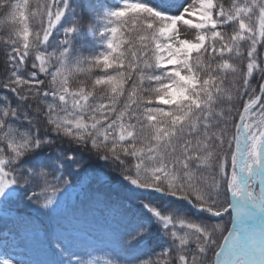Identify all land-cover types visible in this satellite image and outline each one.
Wrapping results in <instances>:
<instances>
[{
  "label": "snow or ice",
  "instance_id": "obj_1",
  "mask_svg": "<svg viewBox=\"0 0 264 264\" xmlns=\"http://www.w3.org/2000/svg\"><path fill=\"white\" fill-rule=\"evenodd\" d=\"M0 26V264H264V0H0Z\"/></svg>",
  "mask_w": 264,
  "mask_h": 264
},
{
  "label": "trees",
  "instance_id": "obj_2",
  "mask_svg": "<svg viewBox=\"0 0 264 264\" xmlns=\"http://www.w3.org/2000/svg\"><path fill=\"white\" fill-rule=\"evenodd\" d=\"M13 2H22V0H13ZM78 2L81 4V6H83L85 3L88 2V0H78ZM151 3L160 6L162 4H164V0H160V1H155V0H150ZM219 2V0H218ZM223 2L225 3V6L227 7L228 5L231 4V0H223ZM29 3L31 6H34L36 3V0H29ZM173 11H175V9H173ZM34 21L33 20H29V24L30 26L34 25ZM228 31H230V29H226ZM4 35V28L2 26H0V36ZM102 45L98 44L97 48L98 49H102ZM82 55H89V49L86 46L82 52ZM7 71V66L5 64V56H4V46L2 43H0V76H3V74ZM82 77H74L73 78V83L71 84V87L74 89L75 88V83L78 82V79H80ZM238 119V117H237ZM154 196H158L159 194H153Z\"/></svg>",
  "mask_w": 264,
  "mask_h": 264
},
{
  "label": "rangeland",
  "instance_id": "obj_3",
  "mask_svg": "<svg viewBox=\"0 0 264 264\" xmlns=\"http://www.w3.org/2000/svg\"><path fill=\"white\" fill-rule=\"evenodd\" d=\"M155 1H160V0H155Z\"/></svg>",
  "mask_w": 264,
  "mask_h": 264
}]
</instances>
